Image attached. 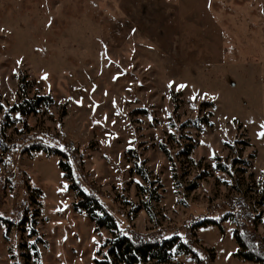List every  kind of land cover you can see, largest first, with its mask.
Wrapping results in <instances>:
<instances>
[{
  "label": "rangeland",
  "instance_id": "374dc122",
  "mask_svg": "<svg viewBox=\"0 0 264 264\" xmlns=\"http://www.w3.org/2000/svg\"><path fill=\"white\" fill-rule=\"evenodd\" d=\"M170 81L186 87L177 91ZM19 82L28 100L53 102L26 117L10 114L3 131L9 148H0V213L16 218L27 186L36 190L39 204L30 208L42 243L39 260L23 257L34 238L25 226L0 221V264H14L19 253L22 264L103 258L111 234L74 209L60 161L121 232L192 236L202 264H250L234 256L232 221L191 233L199 219L232 212L264 248V201L257 207L264 193V137L257 135L264 122V0H0L6 109L20 101ZM38 141L67 158L26 152ZM171 264L197 260L181 254Z\"/></svg>",
  "mask_w": 264,
  "mask_h": 264
},
{
  "label": "trees",
  "instance_id": "16d2710c",
  "mask_svg": "<svg viewBox=\"0 0 264 264\" xmlns=\"http://www.w3.org/2000/svg\"><path fill=\"white\" fill-rule=\"evenodd\" d=\"M19 103L13 106L11 109H6L3 104L0 103V111H2V118L0 120V148L8 149L9 145L3 139L4 128H7L9 124L12 123L10 118L11 113L19 114L20 117H26L30 114H35L41 107H48L53 99L50 96H37L33 100L27 99L26 88L23 82H19ZM8 122V124H7ZM193 126L197 123V120H192L190 122ZM183 127H187V124H182L179 130ZM26 136L24 134L20 135L19 141L26 142ZM29 139V138H28ZM25 140V141H24ZM14 145V144H13ZM25 149V148H24ZM27 151H42L47 155H54L66 159V155L60 152L56 147H50L49 145L38 141L27 146ZM164 151L165 148L163 147ZM186 151L185 147L182 145L179 150V154H184ZM59 167L64 173L65 179L69 180L70 185L69 190L75 195V203L73 204L74 209L77 211L84 212L88 219L95 225L97 230L104 229L111 234V238L105 242V252L103 253V258L97 260V264H171L173 258L179 255H190L197 260V264H202L203 260L201 258V249L197 248L193 243L192 236L185 240L181 238L179 234L172 233L167 236H138L136 234L124 235L118 229L117 223L113 216L104 208L100 200L91 192L86 191L83 186L80 185L78 180L74 177L71 166L67 161H60ZM219 169L225 170L222 165L218 166ZM224 168V169H223ZM231 174V172H228ZM143 194L147 193L146 188L141 187ZM36 190L31 189L27 186L26 192V206L23 210L16 216V218L11 219L6 216L0 215V221L2 224L9 229L13 227L16 230L25 226L28 231V239L34 238V243L26 246L29 254L23 257L27 259L39 260V250L38 244L42 243V240L35 230L34 225L36 224V216H34L33 211L30 206L32 203L39 204L36 200ZM260 200L257 202V207L261 206L264 201V193H260ZM151 199V196L148 197ZM146 210L149 213L150 204L146 203ZM256 207V208H257ZM247 216L248 224L253 226L256 224L254 216H251L249 210ZM256 217V216H255ZM230 220L236 226L234 230V238L237 244V251L234 256L240 260L248 262L250 264H264V248L259 242H252L245 236L244 231L240 230L241 224L239 216L237 213L229 212L225 214L220 219L215 218H202L191 224V233L193 235L197 228H201L208 225H213L220 227L223 221ZM29 247V248H28ZM205 251V250H204ZM206 252V251H205ZM207 253V252H206ZM106 254V255H105ZM203 255V254H202ZM21 254L14 256L16 261L14 264H22L19 259ZM201 258V259H200Z\"/></svg>",
  "mask_w": 264,
  "mask_h": 264
},
{
  "label": "snow or ice",
  "instance_id": "6c2138e0",
  "mask_svg": "<svg viewBox=\"0 0 264 264\" xmlns=\"http://www.w3.org/2000/svg\"><path fill=\"white\" fill-rule=\"evenodd\" d=\"M18 63H19V61H18ZM43 78L46 79V78H47V74H45V76H44ZM113 79H116V77L114 76ZM173 86H175V88H176L177 91H179V90H181V89H183V88L186 87V85L183 84V83L177 84V83H175L174 81H170L169 84H168V87H169V88H172ZM206 95H207V94H205V96H206ZM200 98L203 99L204 97L202 96V97H200ZM189 99H190V100H195V99H196V96L193 95V96L190 97ZM78 103H79V101H78ZM113 103L115 104V101H113ZM192 107H195V104H193ZM17 115H19V114H17ZM149 118L151 119V117H149ZM233 119H235V117H233ZM113 123H115V121H113ZM259 128H260V131L257 133L258 138H260V137H264V122H261ZM201 143H204V142L201 141ZM213 155H214V153H213ZM213 166H215V165H213ZM137 183H139V181H137ZM61 210H62V209H61ZM0 215H2V213H0ZM121 231H123V230H121ZM123 234H124V235H127V233H123ZM93 240L95 241V237H93ZM31 243H34V241L31 242ZM105 255H106V254H105ZM229 255H231V253H229ZM201 258L203 259V257H201Z\"/></svg>",
  "mask_w": 264,
  "mask_h": 264
}]
</instances>
